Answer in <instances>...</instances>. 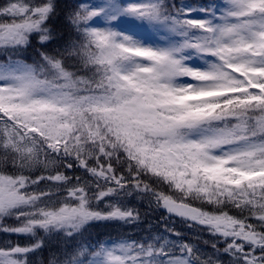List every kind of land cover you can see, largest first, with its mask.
<instances>
[{"label": "snow or ice", "instance_id": "snow-or-ice-1", "mask_svg": "<svg viewBox=\"0 0 264 264\" xmlns=\"http://www.w3.org/2000/svg\"><path fill=\"white\" fill-rule=\"evenodd\" d=\"M56 12L0 7V232L24 241L0 264L52 239L48 264H264V0H77L49 52ZM134 194L211 254L167 227L90 240L95 222L139 223Z\"/></svg>", "mask_w": 264, "mask_h": 264}, {"label": "trees", "instance_id": "trees-1", "mask_svg": "<svg viewBox=\"0 0 264 264\" xmlns=\"http://www.w3.org/2000/svg\"><path fill=\"white\" fill-rule=\"evenodd\" d=\"M3 1V0H0ZM170 3H176L177 5L184 3L191 5L193 7H197L201 4L206 3H217L220 2V0H169ZM55 3L57 4V12L56 15H54L49 21L48 24L53 32V34L56 36L57 39L50 41L47 45V50L49 52H55V50L60 47V41L66 40L68 36L70 35V27L68 25V22L66 20L67 13L71 10L72 6L77 3V0H55ZM38 38L37 36L33 35L31 37V45L26 50L24 55L21 57L24 59L27 63H32L33 56L35 54V50L37 48H40L41 46L38 44ZM44 50V49H41ZM5 59L4 57H0V60ZM165 191H167L166 187L164 188ZM133 201L129 202V205L131 204L133 208L137 209L140 214V221L138 224L133 225V227H138V231L140 234L136 236V238L142 237L147 234L149 230H151L153 233L155 232H163L165 227L167 228H175L179 229L182 228L185 225H182V221L177 219H174L172 217H169L170 220H173L172 223L175 225H165L166 221V215L162 214L160 211V208L153 206H150L148 199L146 198H138L135 194L132 195ZM235 211V210H233ZM168 217V216H167ZM115 229V232L112 233L110 236H113L117 238L118 236H125L127 234V231H124L121 226H115L113 227ZM3 233H0V236L2 237ZM14 237V236H13ZM12 238V237H11ZM174 239H177L173 237ZM179 239H184L186 241H191L193 243H198V245L205 250L208 254L212 252V249L210 245L203 244L202 241H197L195 239V236L188 235L186 237H178ZM6 242V240H5ZM20 242V241H19ZM21 242H24L21 240ZM52 242V243H51ZM48 241L46 242L45 246L38 250L36 253L30 254V264H48V261L52 258L53 254H58V250L60 248V245L55 241ZM12 243H18L17 241H12ZM221 259L224 261V264H228V257L222 256Z\"/></svg>", "mask_w": 264, "mask_h": 264}, {"label": "rangeland", "instance_id": "rangeland-1", "mask_svg": "<svg viewBox=\"0 0 264 264\" xmlns=\"http://www.w3.org/2000/svg\"><path fill=\"white\" fill-rule=\"evenodd\" d=\"M9 3V0H3V1H0V7H3V6H5V5H7ZM75 171V174L76 175H81L82 174V170H74ZM131 198H132V196H130V197H127L126 199H127V201H128V206H130V207H132V205L130 204L129 205V202L131 201ZM168 216V215H167ZM166 216V221H165V224H163L162 226H165V225H175L174 223H172L173 222V220H170L169 219V217H167ZM176 222H178V220L176 221ZM4 223H7V224H12V223H14L12 220H7V221H5ZM101 224H105V225H101ZM182 225H184L185 223H181ZM121 226V227H123L124 229H129L130 231L127 233V237H132V238H136V236L138 235V234H140V232L138 231V229H139V226L138 227H135L134 229L131 227V226H129V225H127V224H123V223H121V222H118V221H101V222H95V224L93 225V229H91V230H93V234H91L90 233V235H89V239L90 240H94L95 238H101V235H103V236H105V235H107V234H109V233H114L115 232V229H113V227H115V226ZM172 229H174L175 230V232H178V233H180L181 234V236L180 237H186V236H188V235H193V236H199L200 237V240H198L199 242L200 241H202L203 242V240H209V239H211V237L209 236V234L207 233V232H204V231H202V232H198L199 230H198V228L197 227H192V230H191V228H189V227H187V226H183L182 228H179V229H175V228H172ZM0 233H2V232H0ZM14 235H11L10 236V234H8V233H3L2 234V237L0 236V245H3V244H5V243H7L8 241H9V239H11V242L12 241H17V242H21V240H19L16 236H14ZM12 237V238H11ZM175 238H178V237H175ZM108 239H111L110 237H108ZM107 239V240H108ZM5 240H6V242H5ZM51 241H55V239H52ZM50 241V242H51ZM52 243V242H51ZM209 254H211V252L209 253Z\"/></svg>", "mask_w": 264, "mask_h": 264}, {"label": "water", "instance_id": "water-1", "mask_svg": "<svg viewBox=\"0 0 264 264\" xmlns=\"http://www.w3.org/2000/svg\"><path fill=\"white\" fill-rule=\"evenodd\" d=\"M161 211H162L164 214L169 215V214L166 212V210L163 209L162 207H161ZM171 217H175V216H171ZM175 218H179V217H175ZM179 219H181V218H179Z\"/></svg>", "mask_w": 264, "mask_h": 264}, {"label": "flooded vegetation", "instance_id": "flooded-vegetation-1", "mask_svg": "<svg viewBox=\"0 0 264 264\" xmlns=\"http://www.w3.org/2000/svg\"><path fill=\"white\" fill-rule=\"evenodd\" d=\"M70 171H71V172H70V175L73 174L74 170L70 169Z\"/></svg>", "mask_w": 264, "mask_h": 264}]
</instances>
